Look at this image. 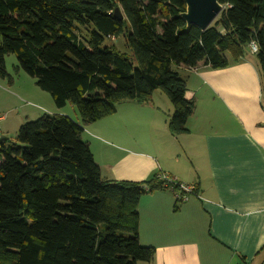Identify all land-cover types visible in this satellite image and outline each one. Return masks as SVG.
Listing matches in <instances>:
<instances>
[{"label": "trees", "instance_id": "1", "mask_svg": "<svg viewBox=\"0 0 264 264\" xmlns=\"http://www.w3.org/2000/svg\"><path fill=\"white\" fill-rule=\"evenodd\" d=\"M218 2L222 10L200 30L180 17L182 0H0V78L11 80L4 58L13 53L56 107L70 103L80 118L44 113L14 141H0V264L151 263L154 248L138 240L137 205L170 185L157 174L103 179L82 126L160 90L172 105L168 130L187 132L194 102L180 68L237 63L251 41L264 96V0ZM120 36L131 54L104 44Z\"/></svg>", "mask_w": 264, "mask_h": 264}, {"label": "crops", "instance_id": "2", "mask_svg": "<svg viewBox=\"0 0 264 264\" xmlns=\"http://www.w3.org/2000/svg\"><path fill=\"white\" fill-rule=\"evenodd\" d=\"M248 54L223 68H180L194 102L185 133L168 130L172 105L157 90L147 103L119 102L106 122L82 126L81 139L104 147L98 160L82 139L103 179L165 174L195 188L185 201L171 189L140 197L138 240L154 248L150 264H264V96Z\"/></svg>", "mask_w": 264, "mask_h": 264}, {"label": "rangeland", "instance_id": "3", "mask_svg": "<svg viewBox=\"0 0 264 264\" xmlns=\"http://www.w3.org/2000/svg\"><path fill=\"white\" fill-rule=\"evenodd\" d=\"M107 43H113L118 50L131 54L129 48L125 46L124 37L122 36L107 39L104 44ZM4 61L6 72L11 80L0 78V138L14 141L19 127L24 122L33 121L44 113L52 114L49 111L61 110L73 121H80L78 112L73 105L66 103L61 108L56 107L50 94L37 86L34 77H31L20 68L17 69L18 62L13 53L7 54ZM179 74L183 77L182 72H179ZM157 92L165 96L162 91L157 90ZM165 109L163 108V111H166ZM107 118L108 116L97 120L99 122L97 124L106 122ZM102 119L105 121H102ZM82 139L91 141L98 160L104 158V147H101V143L93 141L87 134L82 135ZM118 158L121 159L120 155H118ZM125 161H128V159H125ZM138 264L144 263L139 262Z\"/></svg>", "mask_w": 264, "mask_h": 264}, {"label": "water", "instance_id": "4", "mask_svg": "<svg viewBox=\"0 0 264 264\" xmlns=\"http://www.w3.org/2000/svg\"><path fill=\"white\" fill-rule=\"evenodd\" d=\"M185 9L180 13V17L186 25H195L200 30H205L218 16L223 5L218 0H182ZM113 16L118 20L123 18L119 7H115ZM4 138H0V141Z\"/></svg>", "mask_w": 264, "mask_h": 264}, {"label": "built area", "instance_id": "5", "mask_svg": "<svg viewBox=\"0 0 264 264\" xmlns=\"http://www.w3.org/2000/svg\"><path fill=\"white\" fill-rule=\"evenodd\" d=\"M248 49L251 54H255L257 52V45L254 41H251L248 44ZM158 179L165 181V183L170 185V189L172 188L173 185H177L178 189L174 191L176 194V198L178 201H185L187 200L188 196L192 194L194 191V186L193 185H187L183 184L180 182H177L174 178L169 177L165 174H159Z\"/></svg>", "mask_w": 264, "mask_h": 264}]
</instances>
